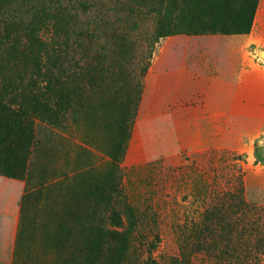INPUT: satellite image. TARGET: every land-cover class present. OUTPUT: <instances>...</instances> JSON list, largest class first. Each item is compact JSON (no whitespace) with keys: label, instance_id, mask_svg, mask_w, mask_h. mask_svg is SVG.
<instances>
[{"label":"rangeland","instance_id":"374dc122","mask_svg":"<svg viewBox=\"0 0 264 264\" xmlns=\"http://www.w3.org/2000/svg\"><path fill=\"white\" fill-rule=\"evenodd\" d=\"M168 1L0 0V98L33 138L0 161L26 185L14 264H264V90L187 120L177 156L143 133L190 57L264 67V0L248 35L222 30L234 0Z\"/></svg>","mask_w":264,"mask_h":264},{"label":"crops","instance_id":"0c3cea01","mask_svg":"<svg viewBox=\"0 0 264 264\" xmlns=\"http://www.w3.org/2000/svg\"><path fill=\"white\" fill-rule=\"evenodd\" d=\"M194 58L190 57L187 62L190 66L185 65L176 75L174 101H171L174 105L169 106L171 111L143 124L147 156L168 157L181 154V141L188 133L187 125H184L187 120L254 109L248 102V90L255 86V95H258V91L259 94L263 93V66L250 69L243 57L237 66L234 80H229L226 70L235 68L234 65H226L220 70L212 66L213 57H198V67L193 64ZM262 106H256L255 109L261 110ZM25 191L24 181L0 175V264H14Z\"/></svg>","mask_w":264,"mask_h":264},{"label":"trees","instance_id":"16d2710c","mask_svg":"<svg viewBox=\"0 0 264 264\" xmlns=\"http://www.w3.org/2000/svg\"><path fill=\"white\" fill-rule=\"evenodd\" d=\"M174 5L175 1L169 0L166 3L167 11L170 12L169 7ZM257 6L258 0H234L228 6V9H235L237 14L236 16L234 14L230 18L222 20V30L227 31L228 29H232L231 32L233 31L237 34H250ZM5 92L6 94H13L14 89L8 87L5 89ZM25 117L20 108L13 109L10 102L0 98V161L1 159H6L10 163L26 161L29 155L28 151H31L33 147V138L31 134L24 135L22 133L24 130L20 127L21 123L25 122L24 124L26 125L23 124L25 127L31 126L29 120L25 121ZM0 175L10 179H16L8 172L0 173ZM24 200L25 195L23 203Z\"/></svg>","mask_w":264,"mask_h":264}]
</instances>
